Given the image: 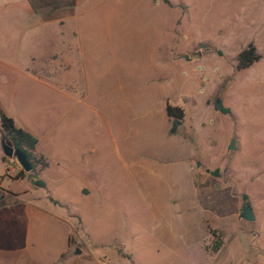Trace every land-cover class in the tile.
<instances>
[{"label": "rangeland", "instance_id": "1", "mask_svg": "<svg viewBox=\"0 0 264 264\" xmlns=\"http://www.w3.org/2000/svg\"><path fill=\"white\" fill-rule=\"evenodd\" d=\"M114 1L0 0V109L17 126L47 134L42 148L52 167L37 179L53 196L68 197V184L55 179L53 162L62 160L66 145L89 144L92 132L102 129L103 162L114 169L83 176L95 185L103 177L108 202L147 226L139 213L143 201L126 197L125 189L132 188L116 167L113 146L168 143L164 106L179 105L184 116L177 133L193 143L190 160L206 186L184 205L198 217L209 211L206 221L229 237L225 260L235 248L243 251L251 235L254 258L264 264V0H122L124 9L112 6ZM75 21L82 37L83 97L77 90L64 96L58 85L48 86L53 79L40 80V65L46 77L62 75L61 59L44 55L63 48ZM249 41L260 58L236 70L235 55ZM215 98L218 110L212 107ZM20 169L13 157L0 162L3 187L23 183L7 180ZM245 201L252 221L234 217ZM83 218L95 233V212L85 211ZM127 250L134 264H209L201 243L192 239L156 253ZM107 253L110 264H129Z\"/></svg>", "mask_w": 264, "mask_h": 264}, {"label": "crops", "instance_id": "2", "mask_svg": "<svg viewBox=\"0 0 264 264\" xmlns=\"http://www.w3.org/2000/svg\"><path fill=\"white\" fill-rule=\"evenodd\" d=\"M123 3L117 0L112 6L124 9ZM72 28L68 37H63V48L59 47L44 55L56 54L61 59L58 62L63 64L62 75L46 77L40 65V80L47 82L53 79L52 85L48 86L56 89L58 85L57 90H61L64 96L77 90L79 96L83 97L82 77L78 74L82 37L76 21ZM0 110L6 114L3 109ZM168 126L169 122L164 116L162 132L166 136L169 135ZM22 129L35 137V154L42 156L46 162L44 168L35 172L36 178L37 175L40 177L51 166L42 148L47 134L39 136L27 126ZM102 134V129H96L92 132L91 143L66 145L62 160H54L53 165L57 169L54 170L55 179L68 184L69 196L64 199L53 196L46 189L45 182L42 188L45 192L39 193L36 190L39 187L25 183L26 176L7 179L23 182L14 188L3 187L1 179L0 264H110L107 257L110 250L115 258H124L129 264H134L128 247L156 253L157 249H172L191 239L201 243L209 264L263 263L254 258L257 249L252 245L251 235L243 251L237 247L233 250L232 261L225 260L224 248L229 237H226L220 226L206 221L211 214L209 211H203L198 217L190 204L184 205L185 200L197 197L202 188H206L202 185L205 179L201 178V171L190 160L189 148L193 146L190 140L176 132L170 134L171 140L162 145L141 143L113 146L118 161L116 167L124 170L132 188V191L125 189L127 199L139 198L144 203L139 213L148 224L142 226L131 217L130 210L126 214L121 213L108 202L103 177L95 185L86 175L83 176V172L98 174L99 170L102 173L105 166H112L103 162L102 149L99 147ZM49 198L57 201V204ZM89 210L95 212L98 228L95 233L87 228L83 218V213ZM120 216L125 218L120 220ZM234 217L237 219L238 214L234 213ZM209 230L221 234V245L214 252L208 249L211 241ZM74 248H78L79 253H74Z\"/></svg>", "mask_w": 264, "mask_h": 264}, {"label": "trees", "instance_id": "3", "mask_svg": "<svg viewBox=\"0 0 264 264\" xmlns=\"http://www.w3.org/2000/svg\"><path fill=\"white\" fill-rule=\"evenodd\" d=\"M166 2V1H165ZM260 58L259 53L256 52L255 46L252 42H247L243 48H241L235 55L234 67L236 70H241ZM164 113L169 122L167 133L175 134L177 128L182 124L184 112L183 109L178 105L165 104ZM0 124L1 136H3L4 141L11 145L13 148L19 149L24 155L26 160L30 165V173L25 174L21 169L12 177L13 179L21 178L26 176L29 179L32 186L43 188L44 184L42 181L36 178V170H40L46 166V162L43 157L35 154L34 146L36 139L29 132L25 131L21 127L17 126L13 119L0 110ZM5 157L2 155L0 161L3 163ZM49 200L57 204V201ZM211 235V241L209 244V251H216L221 245V234L215 230H209ZM62 256V255H61Z\"/></svg>", "mask_w": 264, "mask_h": 264}, {"label": "water", "instance_id": "4", "mask_svg": "<svg viewBox=\"0 0 264 264\" xmlns=\"http://www.w3.org/2000/svg\"><path fill=\"white\" fill-rule=\"evenodd\" d=\"M221 106V103L218 98H215L213 101V109L218 110ZM2 125L0 124V128ZM233 139H230L229 144H228V149H233ZM0 151L3 156L7 158L13 157L17 164L20 166V168L24 172L30 171V165L28 161L25 158V155L17 148H13L11 145L7 144L4 141L3 136L0 137ZM3 197V193H0V198ZM238 218L246 220V221H252L253 220V213L250 207L249 202L245 201L241 207L239 208L238 212ZM74 253H79V249L75 248ZM255 264H262V263H255Z\"/></svg>", "mask_w": 264, "mask_h": 264}, {"label": "flooded vegetation", "instance_id": "5", "mask_svg": "<svg viewBox=\"0 0 264 264\" xmlns=\"http://www.w3.org/2000/svg\"><path fill=\"white\" fill-rule=\"evenodd\" d=\"M0 192H2V188H0Z\"/></svg>", "mask_w": 264, "mask_h": 264}]
</instances>
